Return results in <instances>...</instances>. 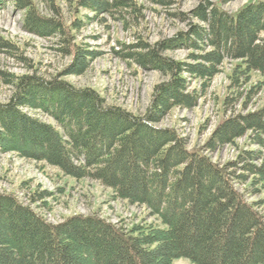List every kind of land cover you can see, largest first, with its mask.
I'll return each instance as SVG.
<instances>
[{"label":"trees","instance_id":"trees-1","mask_svg":"<svg viewBox=\"0 0 264 264\" xmlns=\"http://www.w3.org/2000/svg\"><path fill=\"white\" fill-rule=\"evenodd\" d=\"M49 2L51 17L40 15L29 0H0V6L23 11L29 33L67 39L69 29L55 1ZM76 4L93 12L134 6L128 0ZM221 4L201 2L191 12L198 24L188 31L134 47L130 59L167 78L155 86L144 115L106 106L95 91L57 79L21 76L7 82L15 89L9 102L0 104L1 151L43 162L76 180L96 181L117 199L145 207L158 223L127 230L97 215H75L54 225L15 196L0 194V264H171L177 258L193 264H264V201L246 199L264 189V106L226 118L198 150L189 151L175 129L155 126L175 107L197 106L200 95L189 90L185 75L201 79L204 89L224 59L237 62L232 82L255 72L264 83V0L231 14ZM73 41L63 50L72 59L65 75L84 72L91 59ZM5 48L11 44L0 38V49ZM174 49L190 51L188 61L194 62L163 56ZM23 107L40 110L56 126L28 116ZM248 132L258 149L242 151L235 161L220 165L205 154ZM46 196L41 192L37 200Z\"/></svg>","mask_w":264,"mask_h":264},{"label":"rangeland","instance_id":"rangeland-1","mask_svg":"<svg viewBox=\"0 0 264 264\" xmlns=\"http://www.w3.org/2000/svg\"><path fill=\"white\" fill-rule=\"evenodd\" d=\"M29 1L35 4L40 15L54 16L49 0ZM54 1L69 29L67 39L61 34L40 37L29 33L24 27L23 11L10 4L0 6V38L9 41L12 48L0 49V104L8 103L14 92V86L7 83L9 80L35 76L47 81H64L75 89L93 90L106 106L144 115L155 86L167 78L159 72L139 67L130 59L137 51L134 47L140 43L154 45L188 31L189 25L198 24L192 19L191 12L201 2L221 4L220 0H164L167 5L153 0H128L134 5L131 8L93 12L79 7L76 0ZM253 1L233 0L221 4V8L231 14ZM261 35L264 37V33ZM65 40H74L91 57L85 71L78 75H65L72 62L71 57L63 52L68 43ZM189 54L186 49H174L165 51L163 56L177 62L193 63L188 61ZM236 63L224 59L204 89L201 79L185 75L189 90L200 95L197 106L191 109L175 107L155 126L175 129L185 138L187 149L192 151L202 148L226 118L259 110L264 106V83H260L262 79L255 72L232 82L230 76ZM20 110L41 123L56 126L40 110L26 107ZM251 137L248 132L232 144L205 154L220 165L235 161L242 151L258 149L250 144ZM238 188L244 190V186ZM41 192H46L47 196L37 200V194ZM0 194L15 196L23 206L30 207L54 225L75 215H97L127 230L135 225L158 223L145 207L117 199L110 189L98 182L70 178L43 162L21 158L16 152L0 150ZM246 199L263 202L264 189ZM261 211L264 214V203ZM171 264L193 263L177 258Z\"/></svg>","mask_w":264,"mask_h":264}]
</instances>
